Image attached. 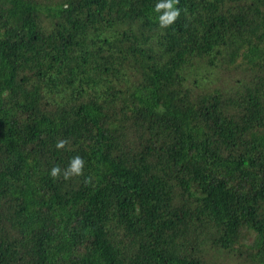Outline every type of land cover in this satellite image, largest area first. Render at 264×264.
Listing matches in <instances>:
<instances>
[{
	"label": "trees",
	"instance_id": "obj_1",
	"mask_svg": "<svg viewBox=\"0 0 264 264\" xmlns=\"http://www.w3.org/2000/svg\"><path fill=\"white\" fill-rule=\"evenodd\" d=\"M158 2L0 0V264L264 253V0Z\"/></svg>",
	"mask_w": 264,
	"mask_h": 264
},
{
	"label": "rangeland",
	"instance_id": "obj_2",
	"mask_svg": "<svg viewBox=\"0 0 264 264\" xmlns=\"http://www.w3.org/2000/svg\"><path fill=\"white\" fill-rule=\"evenodd\" d=\"M255 45L259 47L262 45L260 40L252 41L247 43V45ZM239 47V46H236ZM263 51V50H262ZM237 54H240V51H237ZM260 70L262 71V75H264V61L260 62ZM248 64L245 65V62L241 61L238 58L232 59V61L224 64V68L226 70L232 71H241L247 68ZM251 137H248L246 133L243 137H241L237 142V150L241 153V151L246 153L248 142L251 141ZM252 142V141H251ZM250 142V143H251ZM249 143V144H250ZM262 149L264 148V138L261 141ZM246 241L245 244H248L251 240V234L246 233ZM214 236L211 237L213 240ZM219 241L215 243H209L206 249L207 260L209 264H264V253L255 254V251L246 249V246L232 245L231 247H224Z\"/></svg>",
	"mask_w": 264,
	"mask_h": 264
},
{
	"label": "clouds",
	"instance_id": "obj_3",
	"mask_svg": "<svg viewBox=\"0 0 264 264\" xmlns=\"http://www.w3.org/2000/svg\"><path fill=\"white\" fill-rule=\"evenodd\" d=\"M179 3V0H160L155 5V11L156 12H161L163 10L162 15L159 16V23L162 28L168 27L172 23L175 22V20L179 17L180 15V9L176 8L175 5ZM67 7V5H65ZM67 141L66 140H59L55 147L57 149H62L65 147ZM84 159L77 155L72 160L70 161V164L67 169L64 170L63 176L65 179H69L72 176H79L83 174V168H84ZM61 174V169L60 167L53 166L50 175L53 178L59 177Z\"/></svg>",
	"mask_w": 264,
	"mask_h": 264
}]
</instances>
